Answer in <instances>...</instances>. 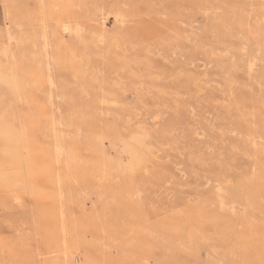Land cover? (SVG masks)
I'll use <instances>...</instances> for the list:
<instances>
[{
    "label": "rangeland",
    "instance_id": "1",
    "mask_svg": "<svg viewBox=\"0 0 264 264\" xmlns=\"http://www.w3.org/2000/svg\"><path fill=\"white\" fill-rule=\"evenodd\" d=\"M11 1L32 85L7 102L28 140L0 139V264H264V0ZM138 130L149 156L117 168Z\"/></svg>",
    "mask_w": 264,
    "mask_h": 264
},
{
    "label": "bare ground",
    "instance_id": "2",
    "mask_svg": "<svg viewBox=\"0 0 264 264\" xmlns=\"http://www.w3.org/2000/svg\"><path fill=\"white\" fill-rule=\"evenodd\" d=\"M45 2L46 0H39L40 3L39 6L45 8ZM2 3H3L4 22L3 25L0 27V139L5 145V148H3L1 152L4 153V155L9 154L12 156L17 154L18 143L20 141L25 142L28 140V133L26 127L22 124V122H17L12 117V112H11L12 108L11 106H9L7 102L12 99L26 98L28 96L27 90L32 85V80L28 75L23 73L24 71L23 72L21 71L22 69H20L17 61L18 45L21 44L25 40V38L23 37L21 32L15 31V27L18 28L22 27L25 23L24 21L23 22L19 21L20 18L18 14H16V10L13 9L11 0H2ZM62 28L64 29V31H70L69 30L70 27L68 24L62 25ZM42 34L46 36V40H45L46 45L47 44L49 45L47 29H44V33ZM252 67L253 64L250 65V68ZM51 78L49 81H52L53 83V80H51ZM189 80L192 83H195L197 77L192 76L191 78H189ZM64 92L68 96L72 95L71 92L68 91H64ZM75 124H79L78 125L79 127L83 125L80 123H75ZM109 131H113V130H109ZM128 133L129 132H127V135H129ZM104 134L105 133H103V135ZM153 143L154 142L152 141V135L146 131H139L136 134H134L131 138L124 140L123 150L125 155L127 156V161L125 164L123 163L124 164L123 167L122 165H118L119 167L117 168H122L124 170H129V169L136 170L139 168L140 170V166L145 162V160L149 156ZM96 145L98 144L96 143ZM55 148H56L55 157L57 162H61L64 156H66V159L68 161L80 160L78 151L75 148L70 147L69 143L64 142L62 138H58V140L56 141ZM152 159L153 156L151 160ZM6 160L7 159L5 158V156L0 155V171L7 169V167H9L8 165H6ZM75 172L78 173V176L79 174H83L82 169L80 170L76 169ZM8 176L10 177V175ZM61 183L62 181L60 179V184ZM220 196L222 197V199L220 200L223 203L224 197L222 195ZM76 261H79L78 256L75 255V253L73 254L71 250L66 249L65 250L66 264H73V262Z\"/></svg>",
    "mask_w": 264,
    "mask_h": 264
},
{
    "label": "crops",
    "instance_id": "3",
    "mask_svg": "<svg viewBox=\"0 0 264 264\" xmlns=\"http://www.w3.org/2000/svg\"><path fill=\"white\" fill-rule=\"evenodd\" d=\"M2 3V0H0V4ZM3 8V7H2ZM4 22V21H3Z\"/></svg>",
    "mask_w": 264,
    "mask_h": 264
}]
</instances>
